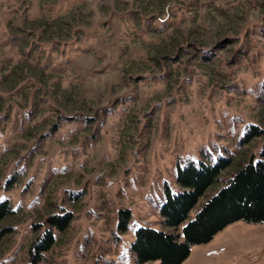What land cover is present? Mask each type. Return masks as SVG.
Instances as JSON below:
<instances>
[{
  "label": "rangeland",
  "instance_id": "obj_1",
  "mask_svg": "<svg viewBox=\"0 0 264 264\" xmlns=\"http://www.w3.org/2000/svg\"><path fill=\"white\" fill-rule=\"evenodd\" d=\"M263 144L264 0H0V264H31L50 229L35 264H139L138 229L183 242ZM222 161L166 227L178 170ZM181 264H264V222L228 225Z\"/></svg>",
  "mask_w": 264,
  "mask_h": 264
},
{
  "label": "trees",
  "instance_id": "obj_2",
  "mask_svg": "<svg viewBox=\"0 0 264 264\" xmlns=\"http://www.w3.org/2000/svg\"><path fill=\"white\" fill-rule=\"evenodd\" d=\"M259 133L263 132L259 130ZM258 154L259 160H250L220 190L208 197L194 218L182 226L183 242L176 241L174 235L151 228L138 229L132 245L138 263L181 264L189 256L192 246L208 243L228 225L238 221L264 222V144ZM229 165V161L215 166L200 163L199 167L189 165L178 170L179 192L174 195L166 189V198L161 206L166 227L177 228L183 224L189 217V211ZM12 213L8 201L0 203V220ZM70 216L71 213L51 216L48 225L62 230L70 224ZM54 237L51 229L45 231L31 250L34 255L31 264L43 259L41 256L55 243Z\"/></svg>",
  "mask_w": 264,
  "mask_h": 264
}]
</instances>
